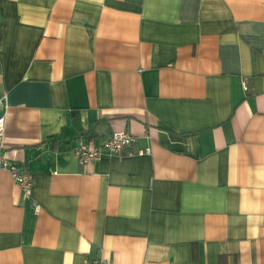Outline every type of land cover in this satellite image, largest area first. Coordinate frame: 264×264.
<instances>
[{
    "label": "crops",
    "instance_id": "1",
    "mask_svg": "<svg viewBox=\"0 0 264 264\" xmlns=\"http://www.w3.org/2000/svg\"><path fill=\"white\" fill-rule=\"evenodd\" d=\"M0 100V264H264V0H0Z\"/></svg>",
    "mask_w": 264,
    "mask_h": 264
},
{
    "label": "built area",
    "instance_id": "2",
    "mask_svg": "<svg viewBox=\"0 0 264 264\" xmlns=\"http://www.w3.org/2000/svg\"><path fill=\"white\" fill-rule=\"evenodd\" d=\"M245 86V82L243 83ZM2 100H0V107ZM4 131V116L0 115V138ZM133 141L131 135L125 132H114L107 139L96 141L78 137L73 154L79 164H90L98 161L102 156H120L125 148ZM148 153V151H145ZM139 154H142L141 152ZM0 169L6 170L10 178L17 184L21 191L27 194L33 185V180L28 170L16 163L9 162L0 153ZM85 264H112L107 260H92Z\"/></svg>",
    "mask_w": 264,
    "mask_h": 264
}]
</instances>
